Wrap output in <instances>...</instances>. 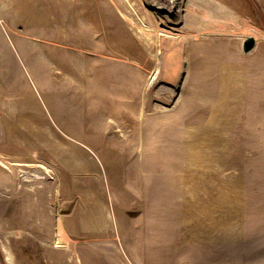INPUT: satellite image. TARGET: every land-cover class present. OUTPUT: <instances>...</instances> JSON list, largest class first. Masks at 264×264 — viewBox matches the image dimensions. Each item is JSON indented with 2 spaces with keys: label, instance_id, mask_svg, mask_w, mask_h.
<instances>
[{
  "label": "rangeland",
  "instance_id": "374dc122",
  "mask_svg": "<svg viewBox=\"0 0 264 264\" xmlns=\"http://www.w3.org/2000/svg\"><path fill=\"white\" fill-rule=\"evenodd\" d=\"M211 1L0 0V264H264V0Z\"/></svg>",
  "mask_w": 264,
  "mask_h": 264
},
{
  "label": "water",
  "instance_id": "95a60500",
  "mask_svg": "<svg viewBox=\"0 0 264 264\" xmlns=\"http://www.w3.org/2000/svg\"><path fill=\"white\" fill-rule=\"evenodd\" d=\"M257 41L254 38H248L244 42L243 51L246 55L253 53L257 48Z\"/></svg>",
  "mask_w": 264,
  "mask_h": 264
},
{
  "label": "bare ground",
  "instance_id": "6f19581e",
  "mask_svg": "<svg viewBox=\"0 0 264 264\" xmlns=\"http://www.w3.org/2000/svg\"><path fill=\"white\" fill-rule=\"evenodd\" d=\"M205 1L206 3L210 4V5H213L212 1L211 0H203Z\"/></svg>",
  "mask_w": 264,
  "mask_h": 264
}]
</instances>
